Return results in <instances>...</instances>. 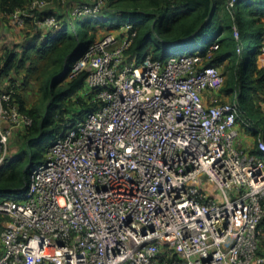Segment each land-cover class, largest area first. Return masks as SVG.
<instances>
[{"label":"built area","instance_id":"2783aa9c","mask_svg":"<svg viewBox=\"0 0 264 264\" xmlns=\"http://www.w3.org/2000/svg\"><path fill=\"white\" fill-rule=\"evenodd\" d=\"M64 1L30 0L8 17L17 26L32 18L42 37L60 21L36 10ZM103 5L75 1L67 11L114 25L68 71L87 72L97 103L54 135L22 195L0 192V264H264V158L239 143V127L262 154L263 131L241 117L236 97L220 99L224 75L207 63L217 43L128 60L135 30L103 18ZM257 55L264 68V35ZM11 93H0V165L12 130L32 122Z\"/></svg>","mask_w":264,"mask_h":264},{"label":"trees","instance_id":"16d2710c","mask_svg":"<svg viewBox=\"0 0 264 264\" xmlns=\"http://www.w3.org/2000/svg\"><path fill=\"white\" fill-rule=\"evenodd\" d=\"M29 2L0 0V14L9 15ZM227 2L104 0L102 16L109 21L112 17L132 24L135 34L125 51L128 60L135 56L140 62L147 50L153 59H166L196 40L202 41L201 48L190 53L204 54L209 44L216 42L217 48L207 63L222 66L224 82L220 91L233 99L236 97L241 117L264 128V113L256 102V99L264 101V68L256 63V46L264 35V0H237L231 9L227 8ZM50 13L55 12L36 10L38 17ZM67 16L73 22L68 20L71 28L67 20H63L59 28L45 31L42 37L40 30L34 28L33 19L25 18L24 25H30L33 32L27 31L21 42L13 47L5 46L0 54V81L6 79L8 82L0 87V93L11 90L13 102L32 119L29 126L21 128L22 143L18 152L5 157L0 165V192L22 190L29 169L42 159L54 135L68 120L83 117L96 106L93 95L85 88L87 72L81 71L68 78V71L73 60L97 38L95 32L114 28V25L95 16H86V20L104 23L87 29L79 25L86 21L82 20L85 17L69 13ZM233 26L238 39L233 35ZM238 43L242 45L241 54L237 52ZM32 88L36 100L28 104L26 96ZM251 134L256 139V134ZM255 145L252 144L250 152L264 158ZM4 218L0 215V220ZM258 227L264 235V216ZM257 253L264 255V237Z\"/></svg>","mask_w":264,"mask_h":264},{"label":"rangeland","instance_id":"374dc122","mask_svg":"<svg viewBox=\"0 0 264 264\" xmlns=\"http://www.w3.org/2000/svg\"><path fill=\"white\" fill-rule=\"evenodd\" d=\"M75 1H84V2L86 1L88 3H91V2L96 1V0H65L64 2H53V3H51V4L46 6L47 9H52V10H54V12L56 14L60 15L59 17H57L59 19V21H60L59 27L62 25L61 22L63 20H67V25H68V27H70V25L68 23L69 19H68V16H67L68 15L67 11L71 10V8H72L73 4L75 3ZM1 16L2 15L0 14V54H2L3 48L5 46L13 47L15 43L21 42L22 38H25L24 34L27 31L33 32V30L31 29L32 27L30 25L29 26L28 25L27 26L24 25V28L22 27L23 28L22 29L19 26L12 24L10 19H8V21L7 20L5 21L8 24H7V26H4ZM82 20H86V17L83 18ZM110 21H112L113 24H116V23L120 22L121 20L119 18L110 17ZM69 22H71V20H69ZM71 23H73V22H71ZM79 25H81L82 28L90 29V28H93L95 26H103L104 23L96 22L94 20H86V21L79 22ZM17 30H19V31H17ZM100 31H102V30H98L97 33L95 32L97 37L102 32H104V30L102 32H100ZM14 33H15V35H13ZM20 33H22V34H20ZM19 40H21V41H19ZM201 43H202L201 40L193 41L190 44L182 46L179 50H176L174 52L175 53L174 55H178L180 53L188 54V53L193 52V51H197L198 52L200 50V48H201ZM258 46H260V42H258L256 47H258ZM256 63H257V66H259V67L261 66L260 65V58H259L258 55L256 56ZM219 67H220V69H222V66H219ZM219 93H220V96H221L220 99L233 100V97L231 95H226V94L222 93L220 90H219ZM26 98H27L28 104H31L32 102H34L36 100V93H35V89L34 88L29 90L28 95L26 96ZM256 102H257V105H259L260 110L264 113V101L256 99ZM259 127L261 128V131H264L263 130L264 129L263 125H259ZM18 129H21V128H14L12 130L13 134H11L12 135L11 138L9 137L8 144H7V153H6L5 157L12 156V155L16 154L18 152V150H19V147H20V145L22 143V135H21L20 131L19 132L15 131V130H18ZM239 131L241 132V128L240 127H239ZM244 134H245L244 136L242 135V136L239 137V143L240 144H242V145L247 147L248 144H254L255 143L254 136H253V140H251V137H250V136H252L251 132L247 131ZM13 190H17V191H12L11 194L22 195L24 193V189H22V190L21 189H19V190L18 189H13Z\"/></svg>","mask_w":264,"mask_h":264},{"label":"crops","instance_id":"0c3cea01","mask_svg":"<svg viewBox=\"0 0 264 264\" xmlns=\"http://www.w3.org/2000/svg\"><path fill=\"white\" fill-rule=\"evenodd\" d=\"M2 17H3V20H2V21H3L4 26H7L8 23H6L5 21H6V20L8 21V19H9L8 15H3V14H2ZM262 20L264 21V18H263ZM26 26H27V25H26ZM19 27H20V28H22V27L24 28V25H23V26H19ZM106 27H107V26H106ZM23 28H22V29H23ZM113 29H114V28H110V29H109V28H108V29H107V28H106V29H105V28H101L100 30H102V31L104 30V32L100 31V32H102L100 35H102V34L108 32V31H111V30H113ZM19 30H20V29H19ZM19 30H17V31H19ZM17 31H16V32H17ZM40 31H41V30H40ZM10 32H11V31H10ZM16 32H15V33H16ZM15 33H14L13 35H15ZM20 34H22V33H20ZM39 34H40V32H39ZM42 35H44V33H42ZM100 35H99V36H100ZM23 39H24V38H22V40H23ZM19 41H21V40H19ZM14 43H15V42H14ZM7 84H8V82L6 81V79H3V80L0 81V87H1V88L5 87ZM15 131H18V132L20 131V132H21L22 130H21V129H18V130H15ZM246 132H247V131H245V130L242 129L241 132H240L241 136H242V135L244 136V135H245L244 133H246ZM12 134H13V132H12ZM11 136H12V135H10V138H11ZM250 137H251V140H253V136H250ZM249 145H250V147L252 146V144H249Z\"/></svg>","mask_w":264,"mask_h":264}]
</instances>
